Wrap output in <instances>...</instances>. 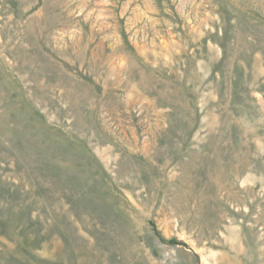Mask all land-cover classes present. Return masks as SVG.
<instances>
[{"label":"rangeland","instance_id":"374dc122","mask_svg":"<svg viewBox=\"0 0 264 264\" xmlns=\"http://www.w3.org/2000/svg\"><path fill=\"white\" fill-rule=\"evenodd\" d=\"M0 264H264V0H0Z\"/></svg>","mask_w":264,"mask_h":264}]
</instances>
